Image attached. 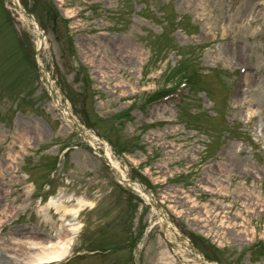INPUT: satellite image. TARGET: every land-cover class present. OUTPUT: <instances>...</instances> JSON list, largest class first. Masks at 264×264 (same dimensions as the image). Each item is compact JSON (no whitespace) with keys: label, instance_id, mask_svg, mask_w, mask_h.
<instances>
[{"label":"rangeland","instance_id":"obj_1","mask_svg":"<svg viewBox=\"0 0 264 264\" xmlns=\"http://www.w3.org/2000/svg\"><path fill=\"white\" fill-rule=\"evenodd\" d=\"M263 34L264 0H0V264H264Z\"/></svg>","mask_w":264,"mask_h":264},{"label":"bare ground","instance_id":"obj_2","mask_svg":"<svg viewBox=\"0 0 264 264\" xmlns=\"http://www.w3.org/2000/svg\"><path fill=\"white\" fill-rule=\"evenodd\" d=\"M249 5H250L249 2H246L242 6L241 10H239V13L243 14L246 11V9L249 7ZM239 6L240 5L238 4L236 9H238ZM249 75L250 74L247 72L245 75V81L247 80V82L250 83L251 80H250ZM239 95H240V93H239ZM110 164L113 167L115 166V163L112 161L110 162ZM122 178H124V177L122 176L121 179ZM141 190H142V188H141ZM145 195H146V198L148 200H150L151 202L154 201V199L148 193H145ZM51 202H52V200H51ZM53 203H54V201H53ZM59 206H60V203L57 202L56 208H58ZM63 209L66 211V208L63 207ZM71 211H72L73 215H76L77 210L71 209ZM161 212H163V211H161ZM161 212L158 211V213H159L158 217L160 218V220L164 221V222L167 220V221H169V224H170L171 220L166 216L165 213H164V215H162ZM72 229H76V228H71V230ZM66 235H67V232L64 231L63 235H58V237L56 239H50L48 241H45L41 237L40 238L36 237L37 234L36 235H29V236H20L19 238L15 239V241H17L16 246L19 242L21 244L22 243L25 244L26 246L21 247L17 251L15 248H13V252H14L13 255L16 257V260L22 262L23 264H35V263H42V262H49V261H53V260H59L60 258H62L64 255H66L68 253L69 248H70V246H69L70 239L69 238L65 239ZM183 245H185V242ZM2 257H3L2 254H0V261H1Z\"/></svg>","mask_w":264,"mask_h":264},{"label":"water","instance_id":"obj_3","mask_svg":"<svg viewBox=\"0 0 264 264\" xmlns=\"http://www.w3.org/2000/svg\"><path fill=\"white\" fill-rule=\"evenodd\" d=\"M43 33V32H42Z\"/></svg>","mask_w":264,"mask_h":264}]
</instances>
